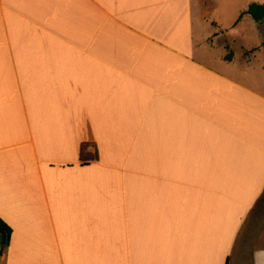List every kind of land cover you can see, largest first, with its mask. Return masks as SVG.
<instances>
[{"label": "crops", "instance_id": "1", "mask_svg": "<svg viewBox=\"0 0 264 264\" xmlns=\"http://www.w3.org/2000/svg\"><path fill=\"white\" fill-rule=\"evenodd\" d=\"M220 6L0 0V264H264V64Z\"/></svg>", "mask_w": 264, "mask_h": 264}, {"label": "rangeland", "instance_id": "2", "mask_svg": "<svg viewBox=\"0 0 264 264\" xmlns=\"http://www.w3.org/2000/svg\"><path fill=\"white\" fill-rule=\"evenodd\" d=\"M220 3V10L217 15H214L215 13H209L208 14V23L209 24H221V28L226 31L223 36L225 38L221 39V45L226 49V53L229 54L231 49L229 46L231 45L234 49L233 52L240 56V60L242 61H249V62H256V63H263L264 64V21L263 22H256L250 15H243L238 22L235 24H250V38L249 42L245 43L243 39L239 37H231L229 39H226V36H229L232 31L228 28L229 24H233L235 11L241 10L246 5L250 3H260L264 4V0H218ZM209 10L211 8L209 7ZM195 24H199L196 22ZM234 30V29H233ZM245 45L253 47L251 49H246ZM232 52V56H233ZM260 55V59L252 60L251 57ZM261 60V61H260ZM259 61V62H258ZM258 69V68H257ZM256 69V70H257ZM262 80H264V70L261 71ZM262 85H264V81L262 82ZM264 208V199L260 201L259 206L257 207V210H263Z\"/></svg>", "mask_w": 264, "mask_h": 264}, {"label": "trees", "instance_id": "3", "mask_svg": "<svg viewBox=\"0 0 264 264\" xmlns=\"http://www.w3.org/2000/svg\"><path fill=\"white\" fill-rule=\"evenodd\" d=\"M243 14L250 15L256 22H263L264 21V4L251 3L248 6L247 10L243 12L241 15ZM225 59L230 60L231 55L228 54ZM10 233H11L10 228L6 224L0 222V235L5 234L7 243L10 238Z\"/></svg>", "mask_w": 264, "mask_h": 264}, {"label": "water", "instance_id": "4", "mask_svg": "<svg viewBox=\"0 0 264 264\" xmlns=\"http://www.w3.org/2000/svg\"><path fill=\"white\" fill-rule=\"evenodd\" d=\"M0 244L3 246L6 244V236L5 234H2L0 237ZM1 254V253H0Z\"/></svg>", "mask_w": 264, "mask_h": 264}]
</instances>
